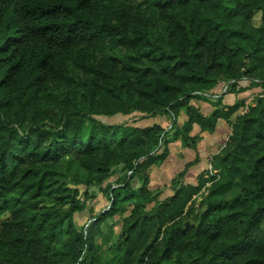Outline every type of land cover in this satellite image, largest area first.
I'll return each instance as SVG.
<instances>
[{"label": "trees", "instance_id": "obj_1", "mask_svg": "<svg viewBox=\"0 0 264 264\" xmlns=\"http://www.w3.org/2000/svg\"><path fill=\"white\" fill-rule=\"evenodd\" d=\"M220 84L261 92L205 117ZM219 119L218 173L161 199L150 169ZM0 264H264V0H0Z\"/></svg>", "mask_w": 264, "mask_h": 264}, {"label": "crops", "instance_id": "obj_2", "mask_svg": "<svg viewBox=\"0 0 264 264\" xmlns=\"http://www.w3.org/2000/svg\"><path fill=\"white\" fill-rule=\"evenodd\" d=\"M223 84L216 86L212 90V94H205L207 99H192L191 103L195 107L199 108V111L205 117H209L215 109L213 101L217 100L219 97L223 96L221 93ZM215 95V97H214ZM231 96L230 101H225V96ZM246 97V96H244ZM223 104L230 105L232 101L237 98L236 94H225L223 97ZM213 100V101H212ZM185 113V111H183ZM186 114V113H185ZM181 114L180 120L184 122L186 120V115ZM231 127L227 121L224 119H219L216 122L215 131L210 133L207 131H202L201 126L195 124L192 130V136H196L197 144L195 147L186 146L182 141H176L170 144V155L165 162H163L158 168H160L161 173L159 178L161 183L155 180V169L153 167L150 169L151 182L154 187L161 189V197L165 194L168 197L173 194L170 188V180L175 177L178 173L186 171L184 176V182L189 184H196L198 182V177L205 171L209 170L212 161V157L216 155L225 146L228 138L231 134ZM181 142V143H180ZM175 147L176 149H174ZM177 161L181 162L180 168L175 169ZM192 162V163H191ZM190 163V164H189ZM174 170L170 175L166 171ZM207 177V175L205 176ZM163 198V199H164Z\"/></svg>", "mask_w": 264, "mask_h": 264}, {"label": "rangeland", "instance_id": "obj_3", "mask_svg": "<svg viewBox=\"0 0 264 264\" xmlns=\"http://www.w3.org/2000/svg\"><path fill=\"white\" fill-rule=\"evenodd\" d=\"M256 19L258 20V17H256ZM241 85L242 86H247V85H249V82H242ZM239 89H240V87L237 86L235 90L238 91ZM224 90H226V86L225 85H224V88H222L221 93L224 92V94H225V91ZM260 92H261V88L260 87H252V88L248 89L246 92L237 94V98H235V101H232V103H230V104H236L237 103L238 105H240V109L238 111V114L239 113L240 114H245L246 112H248V110L251 107H253L255 105L256 95L258 93H260ZM244 96H246V97H244ZM214 97H215V95H214ZM230 97L231 96H229V95L225 96V101H228L229 102L230 99H231ZM183 111L184 110L182 109L181 110V113H180V115L178 117V120L176 122V124L178 126H182L184 124V122L187 120V114H185ZM181 114L182 115L183 114L186 115V120L184 122H182L180 120V117L182 116ZM236 114L235 115L233 114L234 115L232 117L233 120L236 119ZM140 117L134 118V120L138 119L136 122H134L133 118L129 119L128 121L130 123H128V126L129 127H131V126H140L141 127V126H148V125L151 126V125H154V124H160L161 126H163L164 128H166L167 130H169L171 128L172 123L174 122V118L171 117V116H169V115H157L156 117H150V118H146V119H140ZM125 121H127V120H125ZM231 129H232V126H231ZM173 148L176 149L175 147H173ZM176 163H178V164H176L174 168L175 169H179L181 162L177 161ZM154 168H156L155 169V180L157 182L161 183V180L159 178V174L161 173V170H160V168H158L156 166H153V169ZM173 171L174 170L172 169V170H168L166 172H167V174L170 175ZM219 172H221V171L219 170ZM217 173H218V170H215L214 168L210 167L206 179H208L212 175H216ZM223 173H225V172H223ZM205 175L201 174L200 177H198V179L204 181ZM116 179H117V176H114V177H112V178L109 179V181L112 184H114V187L116 186L115 185ZM135 183H136V187L135 188H139L141 186V184H142V181L139 180V181H137ZM210 186H211V182L209 180L206 181V183H204V187L201 190V192L194 197L195 200H194L192 206L196 210H198V211L203 210L204 205H205L204 203H206L205 202V199H204V195L207 194L208 189H209ZM160 191H162V190L160 189ZM96 192H97V189H96ZM164 197H165V194L163 195V197H161V199H163ZM91 201H93V203L92 204H89V205H92L93 206V214L92 215L90 214V215L93 218L97 217L101 213H104V212L108 211L111 208V203L108 201L107 196L105 194H103V193H100L97 196L96 199L91 200ZM151 206H149V208ZM90 218H89V220H90ZM120 220H121L120 217L118 215H116L114 217H108L107 220H106V222H108L109 224H111V223L116 224V226H115L114 229L118 233L120 231V228H121V221ZM89 222L90 221H88L87 223L90 224Z\"/></svg>", "mask_w": 264, "mask_h": 264}, {"label": "clouds", "instance_id": "obj_4", "mask_svg": "<svg viewBox=\"0 0 264 264\" xmlns=\"http://www.w3.org/2000/svg\"><path fill=\"white\" fill-rule=\"evenodd\" d=\"M226 86V90H227V86H228V84L227 85H225ZM226 90H224L225 92H226ZM213 168V167H212Z\"/></svg>", "mask_w": 264, "mask_h": 264}]
</instances>
